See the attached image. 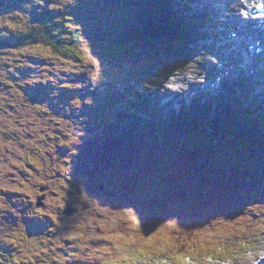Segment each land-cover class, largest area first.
<instances>
[{
    "label": "rangeland",
    "instance_id": "374dc122",
    "mask_svg": "<svg viewBox=\"0 0 264 264\" xmlns=\"http://www.w3.org/2000/svg\"><path fill=\"white\" fill-rule=\"evenodd\" d=\"M146 1L0 0V264H221L211 256L254 264L264 255V210L248 199L264 193V147L234 142H241L239 132L214 121H236L229 116L236 102L220 93L208 115L184 118L183 109L154 108L149 99L166 72L198 73L203 63L207 70L205 61L216 52L205 40L212 28L188 46L157 40L150 55L135 54L151 29ZM176 11L183 18L194 12L186 5ZM211 12L212 21L196 32L216 24ZM68 22L63 41L79 59L55 55L46 40L54 35L45 25ZM127 85L134 91L126 95L133 100L130 114L138 117H130V133L118 145L124 118L117 108L124 103L111 96ZM231 85L225 79L224 87ZM36 87L42 96L33 97ZM169 114L167 122L157 120ZM144 125L146 132H135ZM109 135L115 148L107 150ZM169 160L184 182L160 181ZM99 184L109 192L98 194ZM42 185L47 188L37 208ZM219 194L223 199L216 201ZM66 205L77 213L63 215ZM170 224L194 230L177 242ZM245 237L254 242L244 244Z\"/></svg>",
    "mask_w": 264,
    "mask_h": 264
},
{
    "label": "trees",
    "instance_id": "16d2710c",
    "mask_svg": "<svg viewBox=\"0 0 264 264\" xmlns=\"http://www.w3.org/2000/svg\"><path fill=\"white\" fill-rule=\"evenodd\" d=\"M55 22V21H53ZM68 25V26H67ZM67 25H63L61 24L60 27H56L50 24L45 25V27L49 30H52V34L54 35L51 40L50 39H46L49 40L47 41L50 45H51V51L58 56L61 57H77L79 59V55L77 52L79 51H75V49H73L72 45L63 41L65 40V37L67 38L66 35V28L70 27L71 23L68 22ZM78 26H76L77 28ZM159 31V30H157ZM75 32V31H74ZM74 36V35H73ZM75 38V36H74ZM151 41L152 38L149 37L147 39V41L145 42V44H140L139 45V53H144L145 51H150L153 47L151 45ZM264 203V200L260 202L259 206H261ZM258 206V207H259ZM76 229V228H74Z\"/></svg>",
    "mask_w": 264,
    "mask_h": 264
},
{
    "label": "bare ground",
    "instance_id": "6f19581e",
    "mask_svg": "<svg viewBox=\"0 0 264 264\" xmlns=\"http://www.w3.org/2000/svg\"><path fill=\"white\" fill-rule=\"evenodd\" d=\"M259 29H260V27H259ZM188 73H190L191 74V76H188ZM167 74H168V72H166L165 74H164V80L162 81V84H161V87H166V84H164V83H168V85H167V87L169 86V87H175V86H179V87H182V86H188V84H189V82H191V81H195L196 79H197V74H195V73H193V72H187V73H180L179 75H177V76H175V78H167ZM87 78V77H86ZM90 78V77H89ZM92 79V78H91ZM89 80V79H88ZM93 81V80H92ZM95 81V80H94ZM100 81V80H99ZM101 82H103V81H101ZM52 83V82H51ZM90 83V82H89ZM96 83V82H95ZM103 83H106V81L105 82H103ZM53 84H55V83H53ZM92 84H94V83H92ZM98 84H99V82H98ZM96 85V84H95ZM94 85V86H95ZM104 85H106V84H104ZM54 86V85H53ZM84 86V85H83ZM102 86V85H101ZM101 86H100V88H101ZM72 87V86H71ZM85 87V86H84ZM75 88V87H74ZM99 88V87H98ZM97 88V89H98ZM100 88H99V90H100ZM104 88V87H103ZM106 88H108V87H106ZM105 88V89H106ZM56 89H58L57 87H56ZM69 89H70V87H69ZM82 89V88H81ZM84 89V88H83ZM87 89H89L88 88V86H87ZM91 89V88H90ZM96 89V90H97ZM112 89V88H111ZM76 90V89H75ZM85 90V89H84ZM93 90V89H92ZM91 90V91H92ZM108 90V89H107ZM110 90V89H109ZM101 91V90H100ZM113 91V90H112ZM50 92V91H49ZM80 92V91H79ZM85 92H87V91H85ZM84 92V93H85ZM93 92V91H92ZM102 92V91H101ZM76 93V92H75ZM81 93V92H80ZM98 93H100V92H98ZM104 93H106V92H103V94ZM108 93V92H107ZM47 94H49V93H47ZM77 94V93H76ZM75 94V96H77ZM97 94V93H96ZM67 95V94H66ZM69 95V94H68ZM87 95V94H86ZM89 95V94H88ZM109 95V94H108ZM111 95V94H110ZM70 96H71V94H70ZM69 96V97H70ZM73 96V95H72ZM71 96V97H72ZM97 96H99V95H97ZM96 96V97H97ZM47 97H49V96H47ZM64 97V96H63ZM66 97V96H65ZM64 97V98H65ZM74 97V96H73ZM102 97V96H101ZM105 97H106V95H105ZM104 97V98H105ZM167 98H170V96H168V97H166V99ZM54 99H56V98H54ZM74 99V98H73ZM66 100V99H65ZM68 100V99H67ZM66 100V101H67ZM71 100V99H70ZM76 100V98L74 99V101ZM96 100V99H95ZM105 100V99H104ZM159 100V99H158ZM156 101L157 103H155V107H157L158 106V103H160V105H163L164 103L161 101V100H159V101ZM57 101H58V99H57ZM61 101V100H60ZM71 102V101H70ZM70 102H68L69 104H71ZM72 102H73V100H72ZM95 102V101H94ZM64 103V102H63ZM53 104H54V101H53ZM74 104V103H73ZM92 104H93V102H92ZM104 104V103H103ZM114 104H116V103H114ZM64 105H65V103H64ZM68 105V104H67ZM50 106H52V105H50ZM54 106V105H53ZM56 106V105H55ZM92 106V105H91ZM51 108V107H50ZM53 108V107H52ZM60 108V107H59ZM70 108V107H69ZM69 108H67V109H69ZM106 108V107H105ZM104 108V109H105ZM111 109V108H110ZM104 111V110H103ZM103 113V112H102ZM113 114V113H112ZM158 114V113H157ZM65 121H66V119H65ZM68 124H69V122H68ZM115 125V124H114ZM113 126V125H112ZM114 128H115V126H114ZM114 128H111V129H114ZM160 137V136H159ZM157 138V137H156ZM156 138H155V140H156ZM153 139V138H152ZM158 139V138H157ZM160 139V138H159ZM162 139V138H161ZM154 140V139H153ZM149 141H151V139L149 140ZM159 141V140H158ZM163 141V140H162ZM153 142V141H152ZM158 143V142H157ZM153 144V143H152ZM159 144V143H158ZM155 145H156V143H155ZM154 148H155V146H154ZM156 149V148H155ZM68 155V154H67ZM154 158H156V157H154ZM161 159V158H160ZM75 160V159H74ZM161 162V161H160ZM85 164H87L86 162H85ZM165 164V163H164ZM84 165V164H83ZM156 183V182H155ZM158 183V182H157ZM18 224V223H17ZM172 256L173 257H176V258H178L179 256H177V255H174V254H172ZM180 258V257H179ZM180 259H182V258H180ZM183 260V259H182Z\"/></svg>",
    "mask_w": 264,
    "mask_h": 264
},
{
    "label": "water",
    "instance_id": "95a60500",
    "mask_svg": "<svg viewBox=\"0 0 264 264\" xmlns=\"http://www.w3.org/2000/svg\"><path fill=\"white\" fill-rule=\"evenodd\" d=\"M41 190H43V189L41 188ZM41 200H42V197H38L36 199V206L39 207L41 205ZM73 212H74V209H72L70 206L66 207V209L64 210V213H66V214H71Z\"/></svg>",
    "mask_w": 264,
    "mask_h": 264
},
{
    "label": "flooded vegetation",
    "instance_id": "af4514ba",
    "mask_svg": "<svg viewBox=\"0 0 264 264\" xmlns=\"http://www.w3.org/2000/svg\"><path fill=\"white\" fill-rule=\"evenodd\" d=\"M42 186H45V185H42ZM44 193V192H43ZM37 195H40V193L39 192H37V194L35 195V196H37ZM43 197H45V195L43 194Z\"/></svg>",
    "mask_w": 264,
    "mask_h": 264
},
{
    "label": "snow or ice",
    "instance_id": "6c2138e0",
    "mask_svg": "<svg viewBox=\"0 0 264 264\" xmlns=\"http://www.w3.org/2000/svg\"><path fill=\"white\" fill-rule=\"evenodd\" d=\"M258 7L260 6V5H257Z\"/></svg>",
    "mask_w": 264,
    "mask_h": 264
}]
</instances>
